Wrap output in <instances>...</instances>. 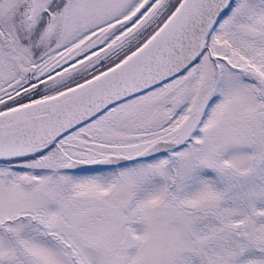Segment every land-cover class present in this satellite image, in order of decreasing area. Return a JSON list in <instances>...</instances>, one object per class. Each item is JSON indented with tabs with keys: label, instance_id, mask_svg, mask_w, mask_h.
<instances>
[{
	"label": "snow or ice",
	"instance_id": "obj_1",
	"mask_svg": "<svg viewBox=\"0 0 264 264\" xmlns=\"http://www.w3.org/2000/svg\"><path fill=\"white\" fill-rule=\"evenodd\" d=\"M0 264H264V0H0Z\"/></svg>",
	"mask_w": 264,
	"mask_h": 264
}]
</instances>
